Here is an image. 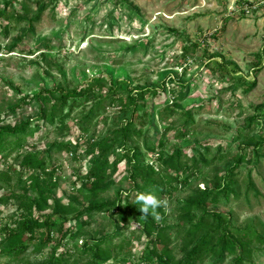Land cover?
Segmentation results:
<instances>
[{"label": "rangeland", "instance_id": "obj_1", "mask_svg": "<svg viewBox=\"0 0 264 264\" xmlns=\"http://www.w3.org/2000/svg\"><path fill=\"white\" fill-rule=\"evenodd\" d=\"M26 1L29 14L22 0H0V116L43 89L72 91L90 83L95 88L59 106L53 120L42 119L37 102L4 120L19 124L30 119L35 134L9 156L0 154V198H7L0 202V264H6L3 254L10 248L1 229L21 217L11 193L37 197L30 187L32 170L22 165L24 155L49 150L50 169L58 180L55 195L65 202L77 197L81 203L72 212L77 214L89 202L83 186L91 158L85 151L87 140L113 135L133 109L130 105L121 114L120 104L131 88L145 87L157 92L146 93L136 119L141 133L129 145L149 153L152 163L156 155L146 149L148 144L164 143L168 153L182 149L189 172L199 173L165 199L164 246L181 256L189 225L183 224L184 204L198 188L222 182L243 154L250 161L230 175L228 197L222 194L211 205L231 216L236 234L248 233L253 240L254 260L247 264H264V0H52L38 20L40 4ZM215 60L227 61L229 69L236 65L233 71L239 72L221 76ZM258 64L262 68L256 75ZM253 81L256 86L249 88ZM183 128L187 137L176 139ZM114 151L108 173L118 183L100 200H114L129 175L128 160L120 148ZM201 155L204 160L195 163ZM151 195L159 200L160 193ZM199 216L198 211L190 214L193 220ZM83 219L88 223L82 224ZM83 219L58 248L64 253L62 264H89L92 256L81 253L82 245L106 235L118 234V239L107 255L110 260L99 264H141L156 245L154 235H147L137 220L115 226L105 213ZM24 239L30 245L27 256L9 264H45L56 246L52 241L38 251L37 238ZM201 264H232V257Z\"/></svg>", "mask_w": 264, "mask_h": 264}, {"label": "trees", "instance_id": "obj_2", "mask_svg": "<svg viewBox=\"0 0 264 264\" xmlns=\"http://www.w3.org/2000/svg\"><path fill=\"white\" fill-rule=\"evenodd\" d=\"M17 2V0H13ZM52 0H37L40 4L38 14L35 20L47 9ZM22 6L27 14L30 13V2L22 0ZM32 27V25H30ZM218 69L215 72L225 76L228 72L232 75L239 71L234 65V69H229L227 61H216ZM262 65H255L254 73L257 75L261 71ZM254 74V75H255ZM100 81L98 79L96 84ZM256 81L251 83L249 88L256 86ZM94 83L82 85L72 91L62 89H43L33 96L25 97L20 103L10 108L4 116H0V154L9 156L13 151L21 148L29 142V138L35 134L31 120L21 121L19 124H6L4 120L16 115L26 106L37 102L40 105V115L42 119L53 120L59 106L63 107L68 100L73 97H82L85 93L94 89ZM169 85V84H168ZM114 90L116 85L112 84ZM246 87V85H245ZM248 88V89H249ZM157 92V88H131L127 95L126 102L120 104L121 114L128 112V106L132 105L131 116H124L121 124L113 131V135L104 137L101 140L97 138L87 140L85 151L91 155L89 160L88 172L85 175L83 183L87 190L89 202L83 210L74 214L76 204L81 201L77 197H70L69 202L61 201L55 195V189L58 180L55 178V170L50 169L51 161L48 160V152H28L24 155L22 165L28 170H32L29 175L30 187L37 193V197L31 199L20 193L12 192L10 198L15 200L21 217L14 225H6L1 231L5 234L10 248L3 254L6 258V264L10 261L18 262L27 256L30 249L29 243H26L25 237L37 238L39 243L38 251L49 247L55 242L56 246L51 247V253L45 264H62L64 259L63 252H58L59 246L64 243L65 237L71 228L80 222L86 215L90 218L94 214L105 213L107 217L113 220L115 226L120 222H129L137 220L143 225V230L147 235H154L155 246L145 253L141 264H201L208 258H215L216 262H223L226 257H232V264H247L252 262L254 249L252 239L248 233L236 234L232 229L231 216L218 207L212 206L219 200V196L224 194L228 197V191L231 187V174L236 171L241 164L249 162L250 158L239 154L236 162L230 167V172H226L223 181L215 183L213 186L205 185L204 188L194 191V195L184 205L186 213L183 215V224L189 222L184 234V241L181 249V256L173 252V248H166L163 243L164 231L168 228L164 223L165 206L158 207L155 211L161 219H154L149 210L145 217L139 210L142 206L137 202V197L141 194L148 195L152 191L160 193L159 200L165 201L173 194L174 190L187 186L193 178L199 173L192 170L189 172L188 164L184 162V151L175 149L171 153L165 149V144L159 142L157 146L147 145V150L156 155L155 163L149 162V153H144L139 147L129 145L132 137L141 133V128L136 124L137 112L141 108L142 101L145 100L146 93ZM60 93L58 97L57 94ZM181 94V95H180ZM183 91L179 89L177 96L180 98ZM175 95V99L177 98ZM60 103V104H59ZM144 121H140V124ZM138 128V129H137ZM188 131L183 128L176 139L186 138ZM71 143H61L62 147H70ZM55 146V145H52ZM115 148H120V155L126 158L130 164L129 175L126 178V186L122 181V187L116 191L114 200H100L99 197L117 185V179H110L108 169L110 167V152H115ZM204 158L199 157L195 160ZM113 165V171L117 169L118 162ZM191 169V168H190ZM188 172V173H187ZM0 178L2 176L0 175ZM134 195V199L130 198ZM0 202H7L6 197H1ZM50 202H53L51 204ZM140 206V207H139ZM47 209H53L51 213H44ZM198 211L200 216L193 220L190 214ZM71 215V216H70ZM116 218V219H115ZM57 219L61 220L58 221ZM74 221L76 223H74ZM72 223V224H71ZM88 221L83 219L82 224ZM71 224L67 227V225ZM68 228V230H65ZM41 232L39 237L36 233ZM58 237L57 236V234ZM261 237V236H260ZM118 239V234L106 235L100 240L86 241L82 245L81 253H89L92 258L88 260L89 264H99L108 262L111 256V249L114 246V240ZM264 241V238H260ZM114 249V248H113ZM107 255H110L107 257Z\"/></svg>", "mask_w": 264, "mask_h": 264}, {"label": "clouds", "instance_id": "obj_3", "mask_svg": "<svg viewBox=\"0 0 264 264\" xmlns=\"http://www.w3.org/2000/svg\"><path fill=\"white\" fill-rule=\"evenodd\" d=\"M137 202L142 204L139 210L144 214L145 217L149 214V210L151 209V214L156 220L161 219V217L159 216V214L156 213L155 210L162 205L166 207V201H160L154 195L151 194L139 195L137 197Z\"/></svg>", "mask_w": 264, "mask_h": 264}]
</instances>
